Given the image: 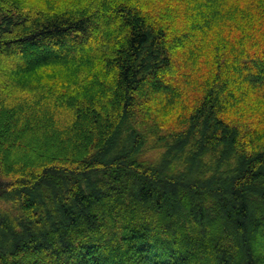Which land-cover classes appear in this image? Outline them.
Segmentation results:
<instances>
[{"label":"trees","instance_id":"obj_1","mask_svg":"<svg viewBox=\"0 0 264 264\" xmlns=\"http://www.w3.org/2000/svg\"><path fill=\"white\" fill-rule=\"evenodd\" d=\"M42 1L0 0V264H264V0Z\"/></svg>","mask_w":264,"mask_h":264},{"label":"rangeland","instance_id":"obj_2","mask_svg":"<svg viewBox=\"0 0 264 264\" xmlns=\"http://www.w3.org/2000/svg\"><path fill=\"white\" fill-rule=\"evenodd\" d=\"M144 4H148L146 8L149 10V13L155 17H157V11L162 12L163 15L161 18H169L171 20V27H175L176 25L181 23L180 18H194L195 16L193 13L187 8V6H193L192 0H141ZM229 2H235L238 1L239 5H245L248 0H227ZM33 3L38 5H43L42 0H32ZM56 6H59L62 2H57V0L54 1ZM186 8L188 9L189 13H187ZM175 18V19H174ZM179 18V21H175ZM99 21L104 22L106 19L105 14L99 16ZM85 52V49L80 47L75 51L74 54L82 55V53ZM4 64H8V61H4ZM1 74V71H0ZM59 91V90H58ZM71 92H69V95ZM191 100V98H189ZM176 111L172 112L167 117H163L162 121L165 125H170L173 121V118L175 117ZM154 151L150 150V153H153ZM16 153V151L14 152Z\"/></svg>","mask_w":264,"mask_h":264}]
</instances>
